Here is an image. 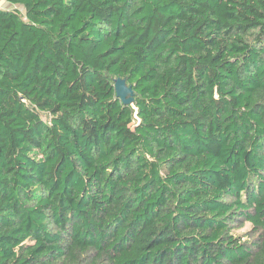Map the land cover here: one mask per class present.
Wrapping results in <instances>:
<instances>
[{
  "label": "trees",
  "instance_id": "1",
  "mask_svg": "<svg viewBox=\"0 0 264 264\" xmlns=\"http://www.w3.org/2000/svg\"><path fill=\"white\" fill-rule=\"evenodd\" d=\"M7 1L0 264H264V0Z\"/></svg>",
  "mask_w": 264,
  "mask_h": 264
},
{
  "label": "water",
  "instance_id": "2",
  "mask_svg": "<svg viewBox=\"0 0 264 264\" xmlns=\"http://www.w3.org/2000/svg\"><path fill=\"white\" fill-rule=\"evenodd\" d=\"M115 89L117 97L122 100L126 105L133 104L134 101V92L132 87L128 86L126 80L117 78L115 80Z\"/></svg>",
  "mask_w": 264,
  "mask_h": 264
},
{
  "label": "crops",
  "instance_id": "3",
  "mask_svg": "<svg viewBox=\"0 0 264 264\" xmlns=\"http://www.w3.org/2000/svg\"><path fill=\"white\" fill-rule=\"evenodd\" d=\"M0 7L6 8V9H13V8H19V5H13L7 0H0Z\"/></svg>",
  "mask_w": 264,
  "mask_h": 264
},
{
  "label": "rangeland",
  "instance_id": "4",
  "mask_svg": "<svg viewBox=\"0 0 264 264\" xmlns=\"http://www.w3.org/2000/svg\"><path fill=\"white\" fill-rule=\"evenodd\" d=\"M250 229L248 227H245L244 229H242L240 232L244 233V232H248Z\"/></svg>",
  "mask_w": 264,
  "mask_h": 264
}]
</instances>
